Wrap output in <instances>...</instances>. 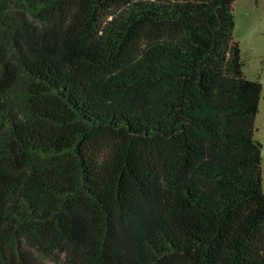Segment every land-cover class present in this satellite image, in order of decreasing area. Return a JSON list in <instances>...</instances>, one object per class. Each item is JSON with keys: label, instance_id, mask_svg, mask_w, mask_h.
I'll list each match as a JSON object with an SVG mask.
<instances>
[{"label": "trees", "instance_id": "trees-1", "mask_svg": "<svg viewBox=\"0 0 264 264\" xmlns=\"http://www.w3.org/2000/svg\"><path fill=\"white\" fill-rule=\"evenodd\" d=\"M233 1L0 0V28H59L0 71V141L34 158L0 155V264H264L262 83Z\"/></svg>", "mask_w": 264, "mask_h": 264}, {"label": "rangeland", "instance_id": "rangeland-1", "mask_svg": "<svg viewBox=\"0 0 264 264\" xmlns=\"http://www.w3.org/2000/svg\"><path fill=\"white\" fill-rule=\"evenodd\" d=\"M233 12L235 18L232 36L241 49L243 75L262 83L259 112L255 117L257 130L254 138L262 145L261 169L264 189V0H235ZM9 13L10 21H4L6 26L0 28V71L7 67L16 74L20 70L22 57L28 56L26 52L28 48L26 47L25 50L20 46L24 44L30 31L40 44H47L48 41L58 43L59 28L56 23L51 24L28 14L23 15L19 9H12ZM8 101L11 108L20 113H26L30 106L27 99L18 91L12 90L8 95ZM0 155L4 156L7 169L19 174L28 170L29 162H34V158L22 154L18 148L4 140L0 141ZM64 257L63 254L41 255V259L46 264H66Z\"/></svg>", "mask_w": 264, "mask_h": 264}]
</instances>
